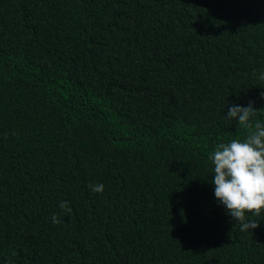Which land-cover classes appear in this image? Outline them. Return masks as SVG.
<instances>
[{"label": "trees", "instance_id": "16d2710c", "mask_svg": "<svg viewBox=\"0 0 264 264\" xmlns=\"http://www.w3.org/2000/svg\"><path fill=\"white\" fill-rule=\"evenodd\" d=\"M262 71L264 0H0V264H264L209 159Z\"/></svg>", "mask_w": 264, "mask_h": 264}, {"label": "clouds", "instance_id": "9594fccd", "mask_svg": "<svg viewBox=\"0 0 264 264\" xmlns=\"http://www.w3.org/2000/svg\"><path fill=\"white\" fill-rule=\"evenodd\" d=\"M255 75V72L253 73ZM264 80V71L259 75ZM261 97L264 98V92ZM264 110V109H261ZM250 102L247 107L233 105L227 112V118L237 120L247 129V136L242 141L232 139L228 143H219L209 159L214 165V195L227 213L240 225V231L254 230L259 227V220L248 219L247 214L260 217L264 213V123L252 118L258 112ZM94 193H102L103 184L89 185ZM60 208L71 213L66 202ZM52 222L60 224L59 216L53 215Z\"/></svg>", "mask_w": 264, "mask_h": 264}]
</instances>
